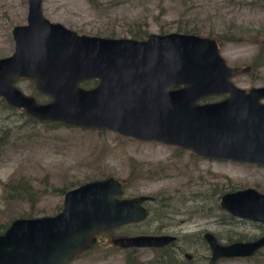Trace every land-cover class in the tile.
I'll return each mask as SVG.
<instances>
[{
    "label": "water",
    "instance_id": "1",
    "mask_svg": "<svg viewBox=\"0 0 264 264\" xmlns=\"http://www.w3.org/2000/svg\"><path fill=\"white\" fill-rule=\"evenodd\" d=\"M264 3V0H262ZM10 56L0 58V99L38 124L109 131L123 138L180 148L203 159L264 166V87L245 91L232 79L249 68H231L216 41L196 35L152 34L145 40L78 35L27 0L26 24L11 32ZM31 81L39 103L17 88ZM95 81L84 89L81 84ZM208 98H221L202 103ZM115 177L67 191L54 216L18 218L0 234V264H67L98 234L141 223L149 196L122 198ZM219 208L232 218L264 225V194L255 189L222 195ZM203 240L208 264L248 259L264 249L253 241ZM173 237L116 238L120 249L162 248Z\"/></svg>",
    "mask_w": 264,
    "mask_h": 264
},
{
    "label": "rangeland",
    "instance_id": "2",
    "mask_svg": "<svg viewBox=\"0 0 264 264\" xmlns=\"http://www.w3.org/2000/svg\"><path fill=\"white\" fill-rule=\"evenodd\" d=\"M99 1L104 7L94 10L87 0H42V13L51 23H59L78 35L96 36L100 32L101 36L96 37L103 38H107L103 36L106 32H115L116 39L130 38L128 32L135 23H145L148 35H161V31L176 33L178 26L194 28L201 37L211 34L217 40L229 67L250 68L248 74L232 79L235 86L245 91L264 87L261 0ZM113 1L116 6L109 7ZM26 15L27 0H0V58L12 54V29L25 25ZM260 53L262 57L257 61ZM27 87L24 81L17 88L29 95ZM5 126L11 128L12 136L0 158V224H10L20 216H54L62 208L64 196L59 190L64 186L76 188L86 178L104 179L102 174L115 177L125 186V198H153L154 202L147 205L151 215L145 224L105 234L92 252L67 264H125L126 254L113 251L111 239L152 233L161 223L178 238L174 250L179 264H208L210 251L197 240L199 233L222 237L223 230L228 229L235 234L258 236L264 228L236 218L229 228H220L229 222V215L219 208V199L226 193L251 188L264 194V166L201 159L175 147L139 142L109 131L98 134L64 127L47 131L40 125L24 122L18 113L0 110V127ZM15 176L29 178L42 192L34 209L30 210L25 203L3 201V185ZM261 252L262 256L255 261L221 260L217 264H264V249ZM186 254L191 256L190 260L185 258ZM152 256L147 250L135 255L143 264L150 260L149 264H154Z\"/></svg>",
    "mask_w": 264,
    "mask_h": 264
},
{
    "label": "trees",
    "instance_id": "3",
    "mask_svg": "<svg viewBox=\"0 0 264 264\" xmlns=\"http://www.w3.org/2000/svg\"><path fill=\"white\" fill-rule=\"evenodd\" d=\"M88 4L90 5V7L94 10H100L102 7H104L101 2L99 0H87ZM109 7H113L116 6V2H110V4H108ZM129 39H133V40H137V41H141V40H145L149 35L147 33L146 30V26L145 23L144 24H139L135 23L133 25L132 30H130L129 32ZM168 32L165 31H161V35L163 34H167ZM176 33L179 34H187V35H196V36H202L201 34H199L198 31H196L194 28L193 29H189L186 26L185 27H181L178 26L176 28ZM100 32L96 33V36H101ZM107 38H115V32H106L105 35H103ZM212 35L209 34L207 35L206 38H210L212 40H215L217 42V40L214 37H211ZM262 57V54L260 53L259 56L256 58V60L258 61L260 58ZM24 81H21L17 84V87H19V85L21 83H23ZM28 84V91H29V95L33 96L37 102L39 103H47L50 101V99L46 96H43L41 94H38L31 81H25ZM97 85V83L95 81H88V82H84L81 84V87L84 89H91L93 87H95ZM218 98H209L207 100H204L203 102H212V101H217ZM0 110L1 111H10L12 113H18L19 116L24 120V122L28 123V124H32V125H40L42 126L44 129H46L47 131H54L56 129L59 128H67L70 129L69 127H65L61 124L58 123H43V124H38L34 119L26 116L24 113H22L21 111L18 112V110L8 106L2 99H0ZM91 132H94L95 130H90ZM98 134H102L104 132L102 131H95ZM11 128L5 126V127H0V158L4 155L5 150L8 148V146L11 144ZM103 175V174H102ZM100 176L101 178H108V176ZM94 180H99V179H91V178H86L85 181L79 183V184H85L87 182L90 181H94ZM103 180V179H100ZM74 187V186H73ZM73 187H66L64 186L61 190H59L60 194H62L64 196V194L70 190L73 189ZM123 188V195L126 194V189L125 186L122 185ZM2 199L5 202H19V203H25L27 205H29L30 210L35 208V204L38 202V200L41 199L42 197V192L40 190H37L34 187V182L29 180V178L23 177V176H15L10 178L4 185L2 188ZM20 216V215H19ZM18 218H24V219H32L35 218L34 216L28 215V216H20ZM229 222H224L225 224H221L220 228H229L232 225V221L233 218L231 216L228 217ZM9 224H0V234H2L7 228H8ZM264 234V228H262V232L260 235L258 236H249L247 234L244 233H233L231 230L225 229L223 230L222 233V237L217 236L216 238L218 239V241H225L226 244H230L233 242H242V241H251V240H255L258 237H260L261 235ZM199 240V239H198ZM201 241L203 242V240L201 239ZM113 250V249H112ZM115 250V249H114ZM263 250V249H262ZM137 251H130L126 254L125 257V264H143L142 262H138L137 261V257H135ZM258 256H262V252L261 250L258 251L255 256L253 258H249L247 260H251L253 259L254 261L258 258ZM207 260V257H206ZM209 260V258H208ZM235 261L241 260V259H234ZM154 264H179V260L176 258L175 255H173L172 253H166L165 255L159 256L154 262ZM258 264H263L258 263Z\"/></svg>",
    "mask_w": 264,
    "mask_h": 264
},
{
    "label": "flooded vegetation",
    "instance_id": "4",
    "mask_svg": "<svg viewBox=\"0 0 264 264\" xmlns=\"http://www.w3.org/2000/svg\"><path fill=\"white\" fill-rule=\"evenodd\" d=\"M250 69V68H249ZM250 71V70H249ZM248 74V73H247ZM152 143V142H151ZM197 157V156H196ZM198 158H201V157H198ZM201 159H203V158H201ZM154 201H153V198H151V200L150 201H148V202H145L144 204H143V206L147 209V211H148V216H147V218L145 219V221H143V222H141V223H136V224H130V225H142V224H145L147 221H148V219L150 218V209L148 208V203L150 204V203H153ZM62 205H63V202H62ZM161 209H164L165 207H163V206H161L160 207ZM62 209V208H61ZM165 217V219H166V216H164ZM157 218H158V216L157 217H155L154 218V221H156L157 220ZM153 219V218H152ZM130 225H125V226H122V227H127V226H130ZM119 228H121V227H119ZM115 229H117V228H114V229H111V230H109V231H106V232H103V233H100V234H98L97 236H96V238H95V243L93 244V245H91V247L88 249V250H86V251H84V252H82L81 254H79V255H77L74 259H76V258H78V257H80V256H83V255H85V254H88L89 252H92L95 248H97L98 247V244H99V242L100 241H103V239H102V237L106 234V235H108V234H110L111 232H113V230H115ZM206 233H210V232H203L202 233V236L200 235V233L198 234V236H196L197 237V240L199 239V240H203V236L206 234ZM210 234H212V233H210ZM123 235V234H122ZM126 235V234H125ZM213 235V234H212ZM135 236H158V237H173V238H175V241H173V242H171L170 244H168V245H166V246H164V247H162V248H143V249H120V248H118V247H116L114 244H113V241L116 239V238H112L111 239V244L112 245H114V249L115 250H113V251H123L125 254H127L128 252H130V251H137V252H140V250H147V251H149V253H151V254H153L154 256H152L153 258H154V260H153V262L159 257V256H162V255H165L166 253H172L173 255H175L176 256V258H177V250L175 251L174 250V248H175V244H176V242L178 241V238L174 235V234H172V233H169L168 231H167V227L166 226H164L163 225V223H161V225H160V228L158 229V230H156V231H154V232H152V233H140V234H138V235H135ZM215 238H216V236L215 235H213ZM121 237H133V236H120V237H117V238H121ZM217 239V238H216ZM218 240V239H217ZM203 243L207 246V244L205 243V241L203 240ZM207 248H208V246H207ZM185 258L187 259V260H190V258H191V256H189V255H185ZM73 259V260H74ZM178 259V258H177ZM72 260V261H73ZM149 263H151V260L150 261H148L147 262V264H149Z\"/></svg>",
    "mask_w": 264,
    "mask_h": 264
}]
</instances>
